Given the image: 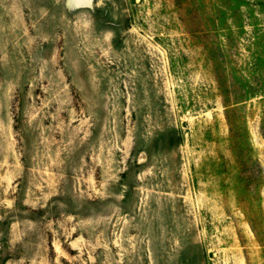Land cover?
<instances>
[{
    "label": "rangeland",
    "instance_id": "rangeland-1",
    "mask_svg": "<svg viewBox=\"0 0 264 264\" xmlns=\"http://www.w3.org/2000/svg\"><path fill=\"white\" fill-rule=\"evenodd\" d=\"M0 264H264V0H0Z\"/></svg>",
    "mask_w": 264,
    "mask_h": 264
}]
</instances>
